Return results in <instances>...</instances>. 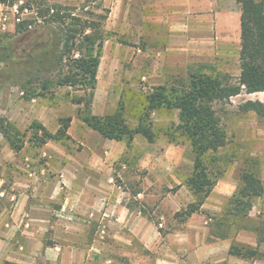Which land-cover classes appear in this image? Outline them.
I'll return each instance as SVG.
<instances>
[{"label": "rangeland", "instance_id": "rangeland-1", "mask_svg": "<svg viewBox=\"0 0 264 264\" xmlns=\"http://www.w3.org/2000/svg\"><path fill=\"white\" fill-rule=\"evenodd\" d=\"M46 1L77 8L84 5L82 10L76 11L82 17L107 14L98 26L104 41L89 109L91 114L111 113L121 100L128 108L137 107V97L150 91L151 86L181 87L191 74L215 76L225 73L233 78L239 75L237 38L234 33L217 26L219 15L236 0H206V7L195 0ZM41 3L42 0H15L12 5L0 3V17L7 15V29L0 31V117L9 121L11 131V140L0 133V238L22 242L28 237L31 241L51 244L61 239L67 229H70L68 236L81 238L82 225L89 224L96 225L97 229L91 240L110 239L103 219L89 218L88 223V218L82 216L77 197L66 191L65 163H99L100 167L95 170L107 176L110 175L109 168L103 163H112L109 184L117 193L114 200L118 204L151 215L159 229L179 228L184 220L174 217V213L194 201L184 184L192 172L194 157L187 139L170 142L165 134V128L178 121L177 112L167 109L152 112L150 119L156 131L154 141L149 142L140 135L121 140L118 143L126 144L125 150L112 158L115 143L88 127L79 115L88 112L70 100L83 91L54 84L55 68L65 67L64 62L59 65L54 61L58 48L56 26L43 24L37 14ZM13 5H17V13L12 9ZM125 7L133 22L128 31H125L121 16ZM22 12L24 19L32 20L30 29L39 38L22 39L21 33L15 31L16 17ZM201 22L206 29L200 31ZM44 50L49 52L44 56V63L30 69L24 54L38 58ZM44 65L50 67V72L41 70ZM36 68L41 72L37 73ZM37 74L40 80L25 83ZM44 81H50L46 88L42 85ZM249 99L264 101V92H242L216 104L227 143L210 154L209 162L215 163L221 174L204 201L210 204L209 208L199 211L204 214L207 226L211 221L207 214L219 216L223 213L229 197L227 190L236 188L245 164L254 162L253 166L264 181V119L253 111L242 110V103ZM133 111L125 112L132 125L135 124L130 114ZM66 115L72 117L68 128L70 139L48 140L42 146L29 139L33 121L55 132L58 118ZM135 163L144 164L137 166ZM152 163H155L153 167L150 166ZM173 174L181 183L175 181ZM260 215L264 217V212ZM240 221L238 219L231 226L230 232L240 228H245L248 233L252 231ZM90 235L89 232V239ZM85 249L95 264L103 263L96 261L104 252L112 255L117 260L112 263L117 264L122 252L141 251L135 242L129 248L112 247L109 250L100 246ZM95 253L97 258L91 259ZM123 257L122 264H136L134 256ZM86 261L84 254L80 264H88ZM30 263L52 264L44 262L35 252Z\"/></svg>", "mask_w": 264, "mask_h": 264}, {"label": "trees", "instance_id": "trees-1", "mask_svg": "<svg viewBox=\"0 0 264 264\" xmlns=\"http://www.w3.org/2000/svg\"><path fill=\"white\" fill-rule=\"evenodd\" d=\"M237 1L240 5L238 52L240 72L237 77L233 78L225 73H217L215 76L202 73L191 74L186 84L181 87L151 86L150 91L137 97L135 101L137 107L128 108L127 104L121 100L116 110L103 115L91 114L89 109L97 80L100 50L104 41L98 26L100 19H106L107 14L94 13L95 18L82 17L76 11L82 10L84 5L77 8L46 0H42L41 7L37 11L43 24L56 26L58 48L53 57L59 65L64 62L65 68L61 66L55 68L57 73L54 84L83 91V94L72 97L70 100L72 103L82 105L88 112L87 114L79 113L88 127L112 140L121 141L140 135L147 141L153 142L156 131L150 119L151 113L160 109L177 112L178 121L171 122L165 128V134L170 142L179 143L180 138L187 139L194 157L192 172L184 180L194 201L174 213V217L180 220H185L193 213L201 211L202 204L212 192L221 174V170L215 163L209 162L212 158L210 154L227 143V134L217 115L216 104L242 92L247 94L264 92V0ZM14 2L15 0H0V3L8 5ZM31 22L30 19H23L16 25L15 31L21 33L22 39L39 38V35L30 29ZM48 53L44 50L43 55L39 54L38 58L26 53L24 58H27V64L31 69L38 63H44V56ZM41 70L50 72V67L44 65ZM35 71L41 72L37 68ZM32 80H40V77L38 74L30 76L25 83L29 84ZM48 82L50 83V81L43 82V88L49 85ZM127 108L134 109V113H130L135 120L133 125L128 122V115L125 114L126 111L128 112ZM241 108L245 111H253L258 117L264 119V101L249 99L242 103ZM71 120L70 115L59 117L55 132L49 131L40 122L33 121L30 125L33 131L29 139L38 146L44 145L48 140H68ZM0 133L11 140L10 123L3 117H0ZM253 163L245 164L241 170L239 181L228 197L223 213L219 216L207 214L211 219L208 223L209 238H226L231 233V226L241 217L247 216L254 200L263 195L262 179ZM251 229L256 233L257 243L264 242V217L259 215L257 224ZM228 252L241 257L260 255L257 248L241 243H232ZM0 264L17 263L4 260Z\"/></svg>", "mask_w": 264, "mask_h": 264}, {"label": "crops", "instance_id": "crops-1", "mask_svg": "<svg viewBox=\"0 0 264 264\" xmlns=\"http://www.w3.org/2000/svg\"><path fill=\"white\" fill-rule=\"evenodd\" d=\"M195 1L200 6H207L206 0ZM121 16L124 18L125 31H128L133 27V22L129 18L127 7L121 12ZM217 26L220 30H229L234 33L240 46V5L237 0L234 5L231 4L224 13L219 15ZM198 29L205 30L206 25L201 22ZM111 142L115 143L116 149L112 158H116L125 150L126 144L119 145L118 142L122 141L117 140H111ZM98 164L65 163L63 166L64 186L66 191L77 197L82 216L88 218V223H90L89 218L103 219L104 229L110 239L102 242L91 240L97 229L96 225L89 226V224L82 225L81 238L72 236L71 238L68 236L70 229H67L61 239L51 244H44L42 240L31 241L28 237H25L22 242H16L12 238H0V262L6 260L17 264H31V255L35 252L44 262L52 264H80L84 260V254L87 255L88 261L86 262L88 264H95L94 260H90V253L85 248L100 246L109 250L112 247L129 248L135 242L141 251L122 252L120 254L121 261L117 264H122V261L125 260L123 256H128V258L134 256L136 264H264V242L257 243V236L253 230L248 233L245 228H240L231 232L226 238L208 239L207 220L201 212L193 213L180 223L179 228L159 229L157 223L150 218L151 215L141 214L137 210H129L114 200L117 193H115L113 185L109 184L112 163H103L107 164L109 168V176L103 175L100 170H95L100 167ZM135 164L143 166L144 163ZM153 164L155 163L150 166L153 167ZM86 168L88 170L85 171ZM173 177L175 178L174 174ZM175 181L178 184L181 183L176 178ZM262 183L264 188L263 180ZM233 191L234 186L227 190V196H230ZM191 199L192 197L189 200ZM209 205L208 202H204L201 209H208ZM263 212L264 191L261 197L254 200L249 214L239 220L244 222L245 226L252 227L257 224L259 215ZM173 222L176 223V221ZM23 232L27 233L26 230ZM89 232L91 233L90 239ZM232 243H241L257 248L260 255L257 257L231 255L228 251ZM39 250L40 252H38ZM103 254L99 255V260L96 262L113 264V261H117L112 258V255H106V252ZM96 258L97 254L95 253L91 259Z\"/></svg>", "mask_w": 264, "mask_h": 264}, {"label": "built area", "instance_id": "built-area-1", "mask_svg": "<svg viewBox=\"0 0 264 264\" xmlns=\"http://www.w3.org/2000/svg\"><path fill=\"white\" fill-rule=\"evenodd\" d=\"M12 9L17 13V5H13ZM26 11V10H25ZM24 13H20V15H18L16 17V22H20L22 21ZM7 29V15H3L0 17V31H5Z\"/></svg>", "mask_w": 264, "mask_h": 264}]
</instances>
